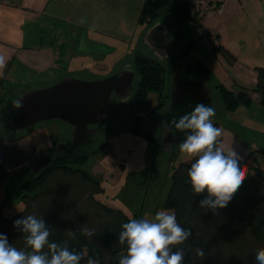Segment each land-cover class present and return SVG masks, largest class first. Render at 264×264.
Returning a JSON list of instances; mask_svg holds the SVG:
<instances>
[{
    "label": "trees",
    "instance_id": "trees-1",
    "mask_svg": "<svg viewBox=\"0 0 264 264\" xmlns=\"http://www.w3.org/2000/svg\"><path fill=\"white\" fill-rule=\"evenodd\" d=\"M190 4V0H182L171 9L172 18L179 25V38L184 21L196 20L189 14ZM159 15V4L149 0L145 3L139 20H154ZM224 54L227 55V52L224 51ZM181 57L184 58L185 53ZM136 62L141 66L142 76L139 97L142 96L147 101L148 93L162 88L165 81L164 70L157 63L141 56ZM193 66L200 76L207 80L211 78V71L201 63ZM257 75L255 92L261 96V105L264 106V69H258ZM215 90L226 113L235 112L252 103L246 91L235 94L222 85L216 86ZM144 127L135 129L134 135L152 143L158 137H154ZM33 160V155H27L14 146L0 142V185L14 175L20 177L24 166ZM87 161L88 157L81 160L56 157L40 173L35 176L31 173L25 181L15 185L14 191L7 197H19L24 207L19 213L8 217L3 214V206L7 200L0 202V233L6 234L9 242L17 248H22L23 234L14 228L13 222L24 215L35 214L44 217L52 228V241H66L70 250L83 256L81 264H87L90 258L96 264H115L116 256L126 253V245L118 244V235L122 224L128 222L130 216L97 198L104 193V188L100 181L79 165L86 164ZM193 162L181 163L173 169L172 185L165 201V208L174 211L178 223L192 230V237L182 245L186 248L184 264H254L255 251L264 248L263 170L253 166L248 159H240L246 179L227 207L213 211L200 208L204 195L194 194L190 183L186 182L187 171ZM84 224L95 230L93 237H84L76 231ZM196 247L204 249V257L194 258L187 249Z\"/></svg>",
    "mask_w": 264,
    "mask_h": 264
},
{
    "label": "rangeland",
    "instance_id": "rangeland-1",
    "mask_svg": "<svg viewBox=\"0 0 264 264\" xmlns=\"http://www.w3.org/2000/svg\"><path fill=\"white\" fill-rule=\"evenodd\" d=\"M76 1L86 3V11L91 15L92 25L89 30V39L92 38L99 43L106 44L114 51L107 54L105 60L91 63L82 69L86 71H78L81 68L77 65L75 71L78 72L74 73L77 79L86 81L99 79L114 72L124 63L134 62L135 52L149 53L141 40L145 35L147 22L146 20L141 22L142 25L139 22L141 9L139 3L123 0L118 9H107L98 3L91 2L93 0H73L72 3ZM161 2L162 8L166 9L171 7L175 1L161 0ZM61 26L62 24L59 27L61 28ZM61 32L64 31L61 29ZM183 32L184 41L180 48L188 51L187 59L191 58L193 51L196 53L199 51L200 55L207 59L211 52V46L207 39L201 45L191 48L192 42L198 34V23L190 19L187 20ZM182 50H179V53L182 52L180 56H183ZM170 65L165 64L164 67L168 69ZM65 74L64 71H60L52 75L32 77V80L26 84L17 83L4 88L1 96H4L11 105L13 100L18 99L25 92L53 86L62 80L66 76ZM191 78L205 83L212 91L213 107L216 113L212 119L213 123L223 130L221 139L229 146L235 147L240 157L244 158L248 153L255 152L258 161L264 168V153L256 152L258 149H264V107L257 105V102L244 106L247 118L242 119L241 124H237L227 115L221 98L216 93V84L200 76L196 69L193 70ZM152 102L154 104L155 100L152 99ZM11 115L9 119L0 124V142L14 146L27 155H33L34 160L24 168L20 177L14 175L3 185H0V202L4 199L7 200L3 206V214L8 217L19 213L24 206L23 204L19 205V197L9 198L7 196H10L14 191L15 185H19L29 177L38 158L55 148L62 133V122L52 120L42 122L17 134L10 126ZM116 134L111 136L109 134L107 138L101 135L100 143L96 145L88 162L79 165L100 181L104 188V193L97 196L98 199L109 206L121 209L130 217L152 218L157 211L166 209L165 201L172 185L173 169L181 163H189L191 159L181 155L180 143L175 145L170 152V159L164 161L160 155L158 156L161 139L156 138L155 144H152L137 137L128 128L120 130ZM170 211L174 213L173 210ZM124 254L126 253L116 256L115 264H119V259Z\"/></svg>",
    "mask_w": 264,
    "mask_h": 264
},
{
    "label": "crops",
    "instance_id": "crops-1",
    "mask_svg": "<svg viewBox=\"0 0 264 264\" xmlns=\"http://www.w3.org/2000/svg\"><path fill=\"white\" fill-rule=\"evenodd\" d=\"M72 1L0 0V58L3 59V66H0V124L9 119L15 109L13 104L10 105L1 96L4 88L17 83L26 84L32 77L62 72L65 60L71 59L74 52L71 45L74 30H85L90 37L92 18L86 11V3ZM122 1L91 2L107 9H118ZM131 1L141 6L144 2ZM174 1L171 7L182 0ZM157 3L163 9L161 0ZM187 20L181 26L180 45L184 41L183 30ZM190 20L198 23V34L191 48L201 45L207 39L211 52L205 59L199 51H193L191 58L187 59L188 51L180 48L187 61L193 65L199 62L208 68L211 71L209 81L216 86L222 85L235 94L246 91L253 103L257 102V105L264 107L261 105V96L255 92L257 70L264 69V0H231L211 15ZM246 114L244 107L227 113L237 124L247 118ZM256 152L262 154L264 149ZM240 159H248L253 166L260 167L264 172L255 152Z\"/></svg>",
    "mask_w": 264,
    "mask_h": 264
},
{
    "label": "clouds",
    "instance_id": "clouds-1",
    "mask_svg": "<svg viewBox=\"0 0 264 264\" xmlns=\"http://www.w3.org/2000/svg\"><path fill=\"white\" fill-rule=\"evenodd\" d=\"M0 66H3L2 58ZM22 100H13L12 104L22 108ZM189 107L191 111L172 118L169 130L173 135L184 134L179 151L194 161L187 171L186 182L194 194L204 195L200 208L216 211L227 207L247 175L241 168L236 148L221 139L223 130L213 123L215 108L203 102ZM13 226L23 234V247L17 248L6 234L0 233V264H81L83 256L70 250L66 241L57 243L50 239L52 228L44 217L24 215ZM121 228L118 244L126 245V254L120 257L119 264H184L186 248L182 245L192 237V230L181 226L170 210H159L152 218L129 217ZM76 231L84 237L95 235V230L87 224ZM187 249L194 258L205 255L200 247ZM254 257V264H264V248L257 249ZM87 264L96 261L90 258Z\"/></svg>",
    "mask_w": 264,
    "mask_h": 264
},
{
    "label": "water",
    "instance_id": "water-1",
    "mask_svg": "<svg viewBox=\"0 0 264 264\" xmlns=\"http://www.w3.org/2000/svg\"><path fill=\"white\" fill-rule=\"evenodd\" d=\"M73 22V19H71ZM171 26L176 22L172 19ZM168 25L162 19H156L153 26L147 32L146 44L154 51L160 61L170 57L172 48L169 45ZM98 50L104 48H97ZM194 66L189 61H180L176 71L171 76V102L165 116L162 145L163 150L169 151L172 145L181 143L183 133L175 135L169 130L173 117H178L191 111L197 102H203L213 107L212 91L205 83L191 78ZM132 75L123 84L117 75L97 81H83L72 76H66L58 83L45 89L25 92L18 99L23 98L22 108H15L9 120L11 128L19 134L35 127L42 122L59 120L74 128V144L71 150L76 148L79 142L91 141L98 130L89 132V125L104 122L105 112L113 91L121 87L126 91L127 99L131 94ZM158 109V108H157ZM157 109L147 114L150 117ZM152 131L157 132V123L149 122ZM57 152L63 151V145L57 147ZM50 155H44L38 159L32 168V176L37 175L52 163Z\"/></svg>",
    "mask_w": 264,
    "mask_h": 264
},
{
    "label": "flooded vegetation",
    "instance_id": "flooded-vegetation-1",
    "mask_svg": "<svg viewBox=\"0 0 264 264\" xmlns=\"http://www.w3.org/2000/svg\"><path fill=\"white\" fill-rule=\"evenodd\" d=\"M143 1L144 2L142 3L140 14L145 6V3L149 0ZM151 1L156 3L159 2V0ZM172 8L173 7L160 9V15L158 16L159 18H163L162 21L166 23V25H168V32L170 35L169 45L172 48L170 57L166 60L160 61L159 58L155 55L154 51L146 44L145 38L147 32L149 31L150 27L155 24L156 19L158 18L154 20L147 19L145 35L142 37L141 40L143 41V44L147 47L149 53L135 52L134 62L131 61L127 64L124 63L123 65L119 66L114 72L108 74L107 76H103L99 79H89V81H97L106 78H111L117 75L119 78H121V81L124 84L125 81H127L128 78H130V76L132 75V91L130 96L125 99L126 91L124 87H120L117 92L113 91L109 100L107 110L105 112L104 122L100 124L89 125L90 133H92L93 130H98V132L92 138L93 141L86 139V141L79 142V145L73 150H71V147L74 144V128L61 121L62 133L58 141L59 143L56 144L53 150L45 152L40 157L48 154L52 157L53 160L54 158L60 156L69 157L75 160L86 159L87 157L89 159L96 145L100 143L101 135H103L104 138H107L109 137V134L110 136L112 134L115 135L117 132L125 128H128L129 131L134 134L135 129L139 130L142 129L143 126H145L144 128L148 129L154 135V137H158L159 139H161V143L158 149V156L160 155V157L164 161H168L170 159V152L173 150L175 145L179 144L177 143L172 145L169 151H165L166 149L163 150L164 146L162 145V135L164 122L165 116L169 111L171 102V76L173 72L176 71L177 64L180 61H187L185 57L182 58L180 56L182 52L179 53V25L176 23L175 27L171 26V22L173 19L171 13ZM139 22L142 25L140 20ZM87 35L88 33L85 30H74L73 39L71 43V45L74 47V52L73 54H71V59L67 61L65 60V65L63 64L64 68L62 71L66 73V76H72L76 78V75L74 73L78 71H86L82 69H85L84 67H86L87 65H91V63L93 64L98 61L105 60L108 56L107 54L114 52L113 49H110V46L99 43L98 41H95V39H89ZM97 48L104 49L98 50ZM139 56L150 59L151 61L157 63L160 68L164 70L165 81L162 88L159 91H152L148 93L147 101L142 99V96L139 97V91L141 90L142 84V76L140 71L141 66L139 67L136 62ZM165 64H171L170 68H165ZM77 65H79V68L81 69L75 71L77 69ZM152 99L155 100L154 104L152 102ZM154 109L157 110L153 114H151L150 117H148L147 114L153 111ZM153 119L157 123V132L152 131L148 125L149 122L153 124ZM152 144H155V141H153ZM59 145H63V151L61 152L56 151Z\"/></svg>",
    "mask_w": 264,
    "mask_h": 264
},
{
    "label": "built area",
    "instance_id": "built-area-1",
    "mask_svg": "<svg viewBox=\"0 0 264 264\" xmlns=\"http://www.w3.org/2000/svg\"><path fill=\"white\" fill-rule=\"evenodd\" d=\"M229 1L231 0H191L189 14L195 19H200L221 10Z\"/></svg>",
    "mask_w": 264,
    "mask_h": 264
}]
</instances>
